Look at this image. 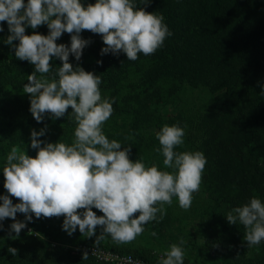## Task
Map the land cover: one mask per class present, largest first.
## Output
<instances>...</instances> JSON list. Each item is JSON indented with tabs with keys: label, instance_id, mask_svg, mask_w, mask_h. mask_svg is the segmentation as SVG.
Segmentation results:
<instances>
[{
	"label": "trees",
	"instance_id": "1",
	"mask_svg": "<svg viewBox=\"0 0 264 264\" xmlns=\"http://www.w3.org/2000/svg\"><path fill=\"white\" fill-rule=\"evenodd\" d=\"M28 0H24L27 4ZM86 8L96 0H80ZM137 10L162 15L173 33L154 54H138L135 61L126 54H104L101 34L82 30L80 36L89 41L79 61L73 55L69 63L101 77L102 99H114L113 113L104 124L103 132L109 140L122 143L121 150L131 145L129 159H138L146 166L156 165L161 171L172 169L163 165V156L154 151L159 147L156 133L165 124H178L185 130L184 144L177 152L200 151L206 158L202 181L188 210L181 209L173 197L171 206L165 205L162 220L144 225L155 231L161 252L148 238H137L129 244L115 245L108 237L99 248L131 253L158 264L163 253L176 241L183 239L184 264L200 255L196 264H264V241L252 248L244 240L242 225L229 224L226 215L234 207L242 206L257 197L264 203V0H133ZM0 184L5 182L3 167L13 146L35 158L38 149L31 148V132L46 129L37 139L45 143L70 145L76 124L69 118V107L63 117L45 114L37 122L30 112V94L23 92L28 76L35 66L15 57L12 45L5 43L10 35L6 21L0 22ZM47 36L46 24L36 29L25 28L26 35ZM71 35L63 33L55 42L70 47ZM101 61L102 63H97ZM53 72L62 67L56 57L50 59ZM37 75H39L37 73ZM195 89L208 92L196 105L187 99ZM175 108L172 114L161 111L162 104ZM131 137V139H128ZM44 144L41 145L43 147ZM13 204L19 199L9 194ZM79 209L78 212H83ZM97 216L103 213L93 208ZM33 230L47 234V240L33 245L13 241L0 221V264H111L98 262L83 254H72V246L80 243L95 245L102 226L95 235L84 237L73 233H47L54 224L51 218L27 221ZM139 213L134 214V218ZM159 215V214H158ZM195 222L193 231H185V219ZM12 219H10L11 221ZM63 230V220L58 219ZM78 229V226H77ZM26 231V230H24ZM21 236L25 233L21 231ZM65 232V231H64ZM67 234V232H65ZM26 235V234H25ZM201 237L196 242V236ZM46 236V237H47ZM167 242V249L165 243ZM17 249L13 256L8 248Z\"/></svg>",
	"mask_w": 264,
	"mask_h": 264
},
{
	"label": "clouds",
	"instance_id": "2",
	"mask_svg": "<svg viewBox=\"0 0 264 264\" xmlns=\"http://www.w3.org/2000/svg\"><path fill=\"white\" fill-rule=\"evenodd\" d=\"M4 21L10 32L5 43L12 45L18 40L15 57L35 66V72L28 76L29 83L23 86V92L31 96L34 119L41 122L45 114L60 118L70 107L69 118L76 124L70 145L45 143L37 137L45 135L46 129L33 130L31 148L38 149L35 158L16 146L8 153L3 167L4 188L20 201L13 204L8 195L0 196V221H14L10 238H17L26 227L16 220L19 212L27 221L32 220L31 214L36 218L63 216L62 228L69 236L78 226L84 237H92L96 227L102 226L95 241L97 247L108 237L115 245H124L143 234L144 225L162 220L165 205L171 206L173 197L181 209H190L193 193L200 189L206 158L200 151L174 150L184 144V128L165 124L156 133L159 147L154 151L163 156V165L171 172L161 171L156 165L146 166L140 159L132 162L131 145L121 150L122 143L109 140L103 132L115 101L102 99L101 77L81 67L74 69L69 63L70 54L79 61L89 44L81 38L82 30L101 34L106 45L101 55L123 52L131 61L137 60L140 53L152 55L173 35L164 17L143 8L137 10L133 0H96L86 8L80 0H28L27 4L24 0H0V22ZM42 24L49 29L47 36L25 34L26 27L36 29ZM65 32L72 34L70 47L55 42ZM52 57L60 59L62 67L55 69L49 80ZM93 208L103 215L97 216ZM226 219L229 224L244 227L247 247L264 241V203L259 198L254 196L232 208ZM12 232L16 237L11 236ZM184 243L181 239L179 244H171L158 264H184ZM17 251L8 248L13 256ZM87 258L85 252L83 259ZM126 259L128 264H141L131 257Z\"/></svg>",
	"mask_w": 264,
	"mask_h": 264
},
{
	"label": "rangeland",
	"instance_id": "3",
	"mask_svg": "<svg viewBox=\"0 0 264 264\" xmlns=\"http://www.w3.org/2000/svg\"><path fill=\"white\" fill-rule=\"evenodd\" d=\"M209 96L208 92L205 91V90H201V89H195L193 90L192 93H188L187 94V99H189V101L191 103H193V105H196V103H198L202 98H207ZM196 102V103H195ZM161 111L164 113V114H172L174 111H175V108L172 107L171 105L169 104H162L161 105ZM4 195H8L9 196V193L7 192V190L4 188V183L0 184V196H4ZM0 204H2V200H0ZM19 216V219L16 218L17 221H21V222H24L26 224V227L27 226H30V224H28L29 222H26L23 217H21L18 213L16 214ZM51 218V217H50ZM11 218H7L6 221H3V227L5 229V231H7V233L9 234L10 233V225L14 222L13 220L10 221ZM58 219H64L63 216H60V217H52V220L54 221V224L52 225L53 227L49 228L47 230V233H56V232H60V233H63L64 234V237H69L68 234H66L64 231L61 230V224L59 223V220ZM189 218L185 219V224H186V227L184 228L185 231H190L192 232L194 228H192V226H195V222H192L191 220H188ZM44 221L46 222V218L44 217ZM25 228H23L21 231H23L24 233L26 231H24ZM33 230V228H32ZM77 231V234H79V228L76 230ZM76 231L74 233H76ZM21 233H19V236L15 239L11 238L13 241L15 242H19L22 243L19 244L20 245H33L35 244V242H37V240H47L48 239V236L47 234H41L40 232L38 231H35L33 230L32 233H28L26 232L23 236H21ZM11 236L12 237H16V233L12 232L11 233ZM47 236V237H46ZM143 237H147L149 240H148V243L150 244H153V246L155 247V249L159 252H161V245L159 244V239L156 236H152L151 235V232L145 228V231L143 232V234L137 236V241H141V239ZM196 242H200L201 241V237L200 236H196L195 238ZM165 243V246H166V249H167V242H164ZM176 244V241L173 242V244ZM185 249V248H184ZM200 255V251L196 253V256L194 258V260H191L189 261L188 263L186 264H196V259L198 258V256ZM186 257V255L184 254V258Z\"/></svg>",
	"mask_w": 264,
	"mask_h": 264
},
{
	"label": "built area",
	"instance_id": "4",
	"mask_svg": "<svg viewBox=\"0 0 264 264\" xmlns=\"http://www.w3.org/2000/svg\"><path fill=\"white\" fill-rule=\"evenodd\" d=\"M16 218L19 219V216L16 215ZM28 233H32L33 230L30 226H27L25 229ZM88 253V256L92 257L98 262H107L111 264H128L127 257H131L133 261H140L141 264H151L138 256H135L131 253H120L114 252L109 249L99 248L92 244L80 243L72 246V254H84Z\"/></svg>",
	"mask_w": 264,
	"mask_h": 264
}]
</instances>
